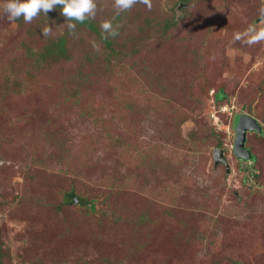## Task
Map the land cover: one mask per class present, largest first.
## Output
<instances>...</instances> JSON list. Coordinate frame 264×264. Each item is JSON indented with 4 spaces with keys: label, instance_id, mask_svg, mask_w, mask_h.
<instances>
[{
    "label": "rangeland",
    "instance_id": "1",
    "mask_svg": "<svg viewBox=\"0 0 264 264\" xmlns=\"http://www.w3.org/2000/svg\"><path fill=\"white\" fill-rule=\"evenodd\" d=\"M180 1L117 18L113 0H98L99 22L122 28L110 65L82 27L69 59L38 63L26 25L0 19V83L17 80L1 105L0 264H264V132L248 134L255 160L233 151L238 114L264 127V42H233L264 27V0ZM140 35L138 47L126 40ZM73 188L94 209L73 203Z\"/></svg>",
    "mask_w": 264,
    "mask_h": 264
},
{
    "label": "clouds",
    "instance_id": "2",
    "mask_svg": "<svg viewBox=\"0 0 264 264\" xmlns=\"http://www.w3.org/2000/svg\"><path fill=\"white\" fill-rule=\"evenodd\" d=\"M137 4H142L151 10L152 0H113L115 16L130 11ZM61 7V15L66 18V28L73 36L76 35L77 23L88 19H95L98 11V0H0V19L9 22L23 18L25 23H31L41 13L47 15L57 7ZM114 19V18H113ZM75 21V22H72ZM258 23L264 24V5L258 10ZM102 39L115 38L119 35V24H114L112 19H105L100 23ZM44 37L54 35L51 26L42 29ZM233 42H240L252 46L264 42V27L249 24L244 31H237L233 35ZM94 50L99 51V43L92 41Z\"/></svg>",
    "mask_w": 264,
    "mask_h": 264
},
{
    "label": "trees",
    "instance_id": "3",
    "mask_svg": "<svg viewBox=\"0 0 264 264\" xmlns=\"http://www.w3.org/2000/svg\"><path fill=\"white\" fill-rule=\"evenodd\" d=\"M191 0H182L180 1V3H183L184 5L180 6V9H186V5L185 4H189ZM175 8V7H174ZM61 7H57L54 10L50 11L49 13H47V15H45L44 13H41V19L48 23L47 25L51 24L53 25L52 29H53V33L54 35L49 36V37H44L43 41L44 43L42 44V46H39V50L38 51H34V49H37L36 46L32 45V40H34L32 38V36L34 34H36V31L41 33L43 26H40L39 22H37V20H33L31 23H25L23 18H19L17 21L22 24V25H26V29H27V33L29 35V40H31V42L23 40V44L28 52V54L30 55H37V59L36 61L38 63H42V61H48V65H53V63H58L61 59H69V49L67 47V42L69 40V35H72L69 33L68 29L66 28V26L64 28H62L61 31H59V24L63 23V21L66 23H68L69 21H66V18L64 16L61 15ZM125 14V13H124ZM123 14V15H124ZM122 14L117 16V18H121ZM114 17L111 18L113 20L114 24H119V19H117ZM75 22V21H72ZM146 22V27H144L145 29H152L154 32L156 30V26H160V23L157 21L156 24H153L155 21L153 18H147L145 19ZM173 22H172V18H166L164 20V23L161 25V28L164 29V33H166L172 26ZM156 25V26H155ZM78 27H82V28H87V30H90V32H93L97 35V37L104 42L105 46L110 49L109 52H107L106 56H105V61L108 65L112 64L113 61L115 60V58L118 57V53H120L119 51L116 50V47L114 46V41L115 38L109 37L108 39L104 40L102 39V31L100 28V22H99V18H95L93 19H88L85 20L83 23H77V28ZM122 28H119V34L122 31ZM43 36V34H42ZM129 43H132L134 46H139L142 42L141 40H144V38L140 35V36H136L133 40L130 39V37H127L126 39ZM138 40V41H137ZM36 47V48H35ZM114 59V60H113ZM13 72L15 75L19 74V72H25V75H30V66L25 69V70H15V66H13ZM3 83H0V120L1 118H4L6 115L5 114H1V105L4 104V102L6 101V96H7V90L11 87V85H13L14 83H17V80L15 82H13V84L11 83V78L10 77H6L4 80H2ZM10 83V84H9ZM6 88V89H4ZM227 93L224 90V88H220L219 90H217L215 92V96L214 99L215 101H222L224 98L227 97ZM241 114V113H240ZM12 116H10L9 114H7V118H11ZM248 139V137H247ZM253 160L256 159V157L253 155ZM222 163V162H221ZM224 164V163H223ZM225 165V164H224ZM79 191L76 190V188H73L71 190H69L66 194V196H70L72 198H74L73 203L77 204V205H88V207H90L91 209H94V203L88 204L86 202V198H84L83 196H81L79 193ZM84 200V201H83ZM4 245L1 243V239H0V258L3 257L4 254ZM1 262V259H0Z\"/></svg>",
    "mask_w": 264,
    "mask_h": 264
},
{
    "label": "water",
    "instance_id": "4",
    "mask_svg": "<svg viewBox=\"0 0 264 264\" xmlns=\"http://www.w3.org/2000/svg\"><path fill=\"white\" fill-rule=\"evenodd\" d=\"M184 5L180 3L179 6ZM235 141L233 151L238 159L251 160L253 158L252 150L247 147V137L249 132L263 133L264 127L258 118L249 114L241 113L235 118L234 122ZM214 160L216 164L224 163L227 170L230 171V162L225 156V150L222 147L214 149Z\"/></svg>",
    "mask_w": 264,
    "mask_h": 264
},
{
    "label": "flooded vegetation",
    "instance_id": "5",
    "mask_svg": "<svg viewBox=\"0 0 264 264\" xmlns=\"http://www.w3.org/2000/svg\"><path fill=\"white\" fill-rule=\"evenodd\" d=\"M249 133H251V132H249ZM249 133H248V134H249Z\"/></svg>",
    "mask_w": 264,
    "mask_h": 264
}]
</instances>
